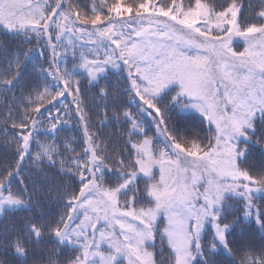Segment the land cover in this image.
Wrapping results in <instances>:
<instances>
[{
	"label": "snow or ice",
	"instance_id": "obj_1",
	"mask_svg": "<svg viewBox=\"0 0 264 264\" xmlns=\"http://www.w3.org/2000/svg\"><path fill=\"white\" fill-rule=\"evenodd\" d=\"M0 31L49 53L43 84L13 95L0 119L16 153L0 171V218L27 213L0 225V264H161L158 243L163 264H264L254 203L264 198V0H0ZM73 38L83 43L69 70ZM0 52L16 56L0 71V93H12L19 55L7 44ZM77 69L97 89L102 126L129 129L111 156L90 127ZM69 96L82 151L45 143L33 152L45 113L53 135L68 123ZM192 111L198 126L179 119ZM26 158L35 171L22 178ZM53 190L58 217L45 208ZM45 237L51 251L38 248Z\"/></svg>",
	"mask_w": 264,
	"mask_h": 264
},
{
	"label": "trees",
	"instance_id": "obj_2",
	"mask_svg": "<svg viewBox=\"0 0 264 264\" xmlns=\"http://www.w3.org/2000/svg\"><path fill=\"white\" fill-rule=\"evenodd\" d=\"M98 2V0H97ZM0 44H7L8 48L11 49L12 53L19 55L20 65L19 69L13 65V72L19 71L21 73L20 77V84L12 93H0V119H2L5 115H7V108L11 105L12 97L15 95L19 97L22 94V90L26 93L27 90L30 88L35 87L37 84L42 85V73L39 72V68L43 65L45 68L48 66V51H45V55L42 57L40 55V50L44 48V45H37L35 39L32 40L31 43L22 42L21 40H8L5 33L0 31ZM78 53V51H76ZM27 53V56L24 54ZM15 60V55H7L4 52H0V71H3L7 67V59ZM78 59L75 57L73 59L72 52L67 53L65 57H62V68L67 67L69 70L73 69L76 64H78ZM76 80L80 82L81 88V99L84 102V106L86 110H88V114L90 117V127L97 131V134L101 136V138L107 143L108 145V154L111 156L113 154V149L116 151H120L126 147L127 142V134H128V127L124 126L123 128L117 126L113 127L111 123L107 126H102V110H103V103L100 101L99 97L97 96V89L94 88L88 78L86 73H83V70L77 69V73L74 77ZM118 76L113 74L111 76V85L113 89L117 85ZM121 87L123 86V81H120ZM115 96V91H113V96L109 98L107 101L109 107L113 106L116 101L113 99ZM127 97L122 96L120 97L119 104H123L126 102ZM99 105V107H97ZM51 107V106H49ZM71 108L72 111L70 113V119L68 120V126L60 125L57 128V133L47 134L43 133V130L46 129L48 125V114L45 113L44 117L42 118V124L45 127H39L35 135V141L32 145V151H39V144H55L60 152H63L65 147L67 146L69 150L75 149L77 152L82 151V144H83V133L82 128L77 123L78 118L75 115L74 105L72 97L64 98V108ZM134 107V106H133ZM60 111V114H61ZM56 114V110L54 109L52 115ZM15 115V113H14ZM111 115V112H109ZM182 123L188 125H195L198 126L200 124V117L194 111L192 112H185L182 113L179 117ZM148 128V125H145ZM205 130L207 129V124H205ZM154 129H150L148 131L149 135H153ZM10 139V138H9ZM16 153L14 151V147H12L7 141H5L0 135V171H3L4 168L13 165L15 163ZM35 171L34 167L31 165L30 160L26 158L25 165H24V172L22 174V178L26 176H31ZM22 187L18 183H13L12 188L13 191H16L18 188ZM57 197L55 190L52 191L50 197H48V203L45 204L46 210L52 213V215L58 217L63 212V206L60 203L56 202ZM254 203L256 208L260 209L264 212V198H262L259 194H257ZM242 215V213H239ZM27 213H20L16 216H6L0 218V225H11L12 223H23L24 219L26 218ZM255 229L256 231L253 233L255 242L257 245L260 243V236L259 230L255 226L254 222L249 226V230ZM241 232V228L236 229L237 235ZM49 238L45 237V242L38 246L40 249L46 248L48 251H51L55 245L54 243L48 242ZM211 240V236L207 237V241ZM205 241V242H207ZM159 243L157 244V259L161 261L163 264V258L159 255ZM166 255V253H165ZM221 261L227 262V260L231 259L227 256L220 257Z\"/></svg>",
	"mask_w": 264,
	"mask_h": 264
},
{
	"label": "rangeland",
	"instance_id": "obj_3",
	"mask_svg": "<svg viewBox=\"0 0 264 264\" xmlns=\"http://www.w3.org/2000/svg\"><path fill=\"white\" fill-rule=\"evenodd\" d=\"M74 39V42H75V44L77 45V48H76V51H78V53H77V55H76V57H77V59H78V62H79V46L83 43L82 41H80V40H75V38H73ZM86 39V38H85ZM86 47H92L91 45H88V46H86ZM70 52H72V49L70 48L69 50H68V53H70ZM64 99V98H63ZM61 110H62V107H61ZM63 112H64V110L63 111H61V116H63ZM56 115V114H55ZM60 125H65V126H68V123H62V124H59L58 125V127L60 126ZM40 130H37V132H39ZM43 133H47V134H51V133H49L48 131H46V129L45 130H43Z\"/></svg>",
	"mask_w": 264,
	"mask_h": 264
}]
</instances>
